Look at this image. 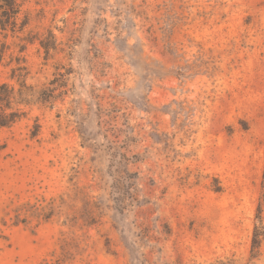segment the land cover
Segmentation results:
<instances>
[{"label":"rangeland","instance_id":"374dc122","mask_svg":"<svg viewBox=\"0 0 264 264\" xmlns=\"http://www.w3.org/2000/svg\"><path fill=\"white\" fill-rule=\"evenodd\" d=\"M19 2L0 84L55 97L0 130V264H264V0Z\"/></svg>","mask_w":264,"mask_h":264},{"label":"trees","instance_id":"16d2710c","mask_svg":"<svg viewBox=\"0 0 264 264\" xmlns=\"http://www.w3.org/2000/svg\"><path fill=\"white\" fill-rule=\"evenodd\" d=\"M22 3L19 0H0V29L3 31L12 30L13 32L22 31L28 23V17L19 22V14L21 12ZM42 46L48 51L51 47L47 45L46 41L41 40ZM54 90L49 87H36L35 85L28 84L25 77L19 78V87H16L9 82H3L0 84V130L3 128H9L21 121L27 114V107L36 103L49 102L50 99H54ZM36 131L33 132V135ZM7 143L0 140V160L5 156ZM66 204L64 197H60V203L53 205L54 207H61ZM90 205L96 204L93 201L89 202ZM88 205V203H86ZM41 210V208L38 207ZM87 216L90 219H94V212L86 208ZM25 208L19 209L16 220L18 222H26V217L29 213ZM34 212V211H33ZM40 214V212H39ZM48 217V216H47ZM260 220V217H259ZM259 226H256L254 234V242H258V237L261 233L258 232ZM62 257L57 260V264H61V260L70 255L69 242L67 238H63L60 245ZM210 264H227L222 260L212 262Z\"/></svg>","mask_w":264,"mask_h":264}]
</instances>
